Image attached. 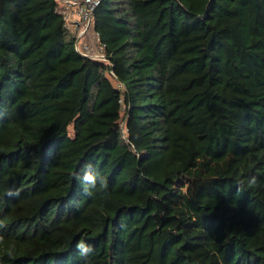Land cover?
<instances>
[{
    "label": "trees",
    "instance_id": "1",
    "mask_svg": "<svg viewBox=\"0 0 264 264\" xmlns=\"http://www.w3.org/2000/svg\"><path fill=\"white\" fill-rule=\"evenodd\" d=\"M56 7L0 0V264H264V0H101L109 64Z\"/></svg>",
    "mask_w": 264,
    "mask_h": 264
},
{
    "label": "built area",
    "instance_id": "2",
    "mask_svg": "<svg viewBox=\"0 0 264 264\" xmlns=\"http://www.w3.org/2000/svg\"><path fill=\"white\" fill-rule=\"evenodd\" d=\"M75 51L83 58L109 64L105 45L96 31V10L101 0H55Z\"/></svg>",
    "mask_w": 264,
    "mask_h": 264
},
{
    "label": "clouds",
    "instance_id": "3",
    "mask_svg": "<svg viewBox=\"0 0 264 264\" xmlns=\"http://www.w3.org/2000/svg\"><path fill=\"white\" fill-rule=\"evenodd\" d=\"M85 169L86 170H83V175L77 174L75 176V179H77L78 181H82L86 185L84 189L85 194L90 195L91 189H94L97 186L98 181L101 185H103L105 182L103 178L100 177L99 173H94L91 165L85 166ZM250 183L254 184L255 178H252ZM9 195H13V193L9 192ZM3 239V236H0V241H3ZM77 251L81 256H88L94 251V249L91 245H88L84 241H81L77 244ZM8 255L9 257H11L13 255V252L9 250Z\"/></svg>",
    "mask_w": 264,
    "mask_h": 264
},
{
    "label": "rangeland",
    "instance_id": "4",
    "mask_svg": "<svg viewBox=\"0 0 264 264\" xmlns=\"http://www.w3.org/2000/svg\"><path fill=\"white\" fill-rule=\"evenodd\" d=\"M111 81L113 82V85L117 88H120L121 86L114 80V79H111ZM124 126V124H123ZM71 129V128H70Z\"/></svg>",
    "mask_w": 264,
    "mask_h": 264
}]
</instances>
